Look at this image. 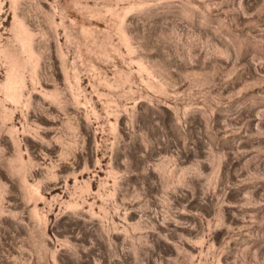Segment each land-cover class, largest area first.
I'll list each match as a JSON object with an SVG mask.
<instances>
[{
	"label": "rangeland",
	"instance_id": "374dc122",
	"mask_svg": "<svg viewBox=\"0 0 264 264\" xmlns=\"http://www.w3.org/2000/svg\"><path fill=\"white\" fill-rule=\"evenodd\" d=\"M0 264H264V0H0Z\"/></svg>",
	"mask_w": 264,
	"mask_h": 264
}]
</instances>
